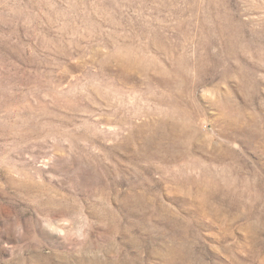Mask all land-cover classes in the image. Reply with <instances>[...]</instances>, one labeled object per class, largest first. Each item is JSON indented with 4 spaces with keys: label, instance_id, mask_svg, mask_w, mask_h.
Here are the masks:
<instances>
[{
    "label": "rangeland",
    "instance_id": "rangeland-1",
    "mask_svg": "<svg viewBox=\"0 0 264 264\" xmlns=\"http://www.w3.org/2000/svg\"><path fill=\"white\" fill-rule=\"evenodd\" d=\"M0 264H264V0H0Z\"/></svg>",
    "mask_w": 264,
    "mask_h": 264
}]
</instances>
